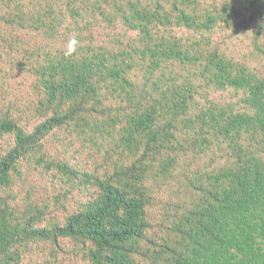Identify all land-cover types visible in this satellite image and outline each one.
I'll list each match as a JSON object with an SVG mask.
<instances>
[{"label":"trees","instance_id":"obj_1","mask_svg":"<svg viewBox=\"0 0 264 264\" xmlns=\"http://www.w3.org/2000/svg\"><path fill=\"white\" fill-rule=\"evenodd\" d=\"M0 264H264V0H0Z\"/></svg>","mask_w":264,"mask_h":264}]
</instances>
